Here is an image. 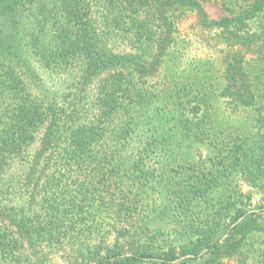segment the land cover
I'll return each mask as SVG.
<instances>
[{"label": "trees", "instance_id": "obj_1", "mask_svg": "<svg viewBox=\"0 0 264 264\" xmlns=\"http://www.w3.org/2000/svg\"><path fill=\"white\" fill-rule=\"evenodd\" d=\"M207 1L0 0V264H264V0Z\"/></svg>", "mask_w": 264, "mask_h": 264}, {"label": "rangeland", "instance_id": "obj_2", "mask_svg": "<svg viewBox=\"0 0 264 264\" xmlns=\"http://www.w3.org/2000/svg\"><path fill=\"white\" fill-rule=\"evenodd\" d=\"M205 7L210 17L213 19H219L225 14L221 5L217 4L214 0H208L205 4ZM180 31L183 37H188L192 40L197 39L198 36L197 29L195 27V17L192 16L188 20L184 21L180 25ZM218 48H222V46ZM218 48L213 49L211 46L206 45L205 42L198 41L192 46L191 52L193 55L202 59H214L219 56V53L217 52ZM229 121L251 135L255 132L252 121H249V115L245 112L233 113ZM249 190L250 189L246 185L243 186V191L245 193H247Z\"/></svg>", "mask_w": 264, "mask_h": 264}, {"label": "water", "instance_id": "obj_3", "mask_svg": "<svg viewBox=\"0 0 264 264\" xmlns=\"http://www.w3.org/2000/svg\"><path fill=\"white\" fill-rule=\"evenodd\" d=\"M250 212L253 213V212H258V211H255V210H254V211H250ZM92 264H94V263H92Z\"/></svg>", "mask_w": 264, "mask_h": 264}]
</instances>
